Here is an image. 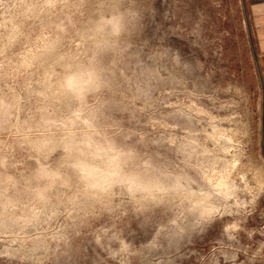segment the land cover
Listing matches in <instances>:
<instances>
[{
	"label": "rangeland",
	"instance_id": "374dc122",
	"mask_svg": "<svg viewBox=\"0 0 264 264\" xmlns=\"http://www.w3.org/2000/svg\"><path fill=\"white\" fill-rule=\"evenodd\" d=\"M247 35L241 0H0V116L31 128L47 105L63 118L51 98L60 65L90 66L93 126L139 183L98 197L61 152L38 158L0 132L19 181L0 264H264L262 92ZM36 159L65 177L42 213L27 183ZM11 194L0 184V204Z\"/></svg>",
	"mask_w": 264,
	"mask_h": 264
},
{
	"label": "clouds",
	"instance_id": "9594fccd",
	"mask_svg": "<svg viewBox=\"0 0 264 264\" xmlns=\"http://www.w3.org/2000/svg\"><path fill=\"white\" fill-rule=\"evenodd\" d=\"M5 14L14 12V7L4 3ZM61 77L56 92L51 98L60 97L67 104V112L63 118L53 120L47 105L38 109L40 119L31 128L21 129L15 123L14 111L5 109L0 116V132L8 131L24 141L36 157L54 155L61 152V168H68L79 177L86 188L98 197H102L114 187L124 184L131 191L137 186L136 177L125 171L126 155L114 143L108 141L101 132L95 130L89 111L88 100L99 87V76L96 70L82 64L60 65ZM46 89L36 93L44 101L50 97ZM53 137H56L55 139ZM36 167L31 178L29 191L35 194L39 207L47 203L46 193L65 179L59 168H54L41 159H36ZM0 184L6 186L7 195L0 204V226L11 225L12 217L19 213V201L15 198L19 186L17 177L7 172V162L0 158ZM40 217L28 214L27 223L39 221Z\"/></svg>",
	"mask_w": 264,
	"mask_h": 264
},
{
	"label": "crops",
	"instance_id": "0c3cea01",
	"mask_svg": "<svg viewBox=\"0 0 264 264\" xmlns=\"http://www.w3.org/2000/svg\"><path fill=\"white\" fill-rule=\"evenodd\" d=\"M245 8L250 50L262 92L260 143L264 148V0H241Z\"/></svg>",
	"mask_w": 264,
	"mask_h": 264
},
{
	"label": "water",
	"instance_id": "95a60500",
	"mask_svg": "<svg viewBox=\"0 0 264 264\" xmlns=\"http://www.w3.org/2000/svg\"><path fill=\"white\" fill-rule=\"evenodd\" d=\"M244 11H245V8H244ZM262 154H263V156H264V148H263V146H262Z\"/></svg>",
	"mask_w": 264,
	"mask_h": 264
},
{
	"label": "bare ground",
	"instance_id": "6f19581e",
	"mask_svg": "<svg viewBox=\"0 0 264 264\" xmlns=\"http://www.w3.org/2000/svg\"><path fill=\"white\" fill-rule=\"evenodd\" d=\"M138 182H139V181H138ZM136 183H137V182H136ZM138 184H139V183H138ZM138 184H137V185H138ZM139 186H140V185H139ZM143 187H144V186H143ZM143 187H142V188H143Z\"/></svg>",
	"mask_w": 264,
	"mask_h": 264
}]
</instances>
